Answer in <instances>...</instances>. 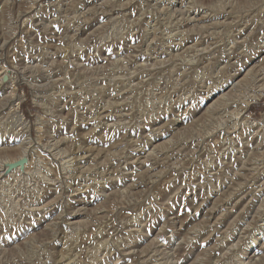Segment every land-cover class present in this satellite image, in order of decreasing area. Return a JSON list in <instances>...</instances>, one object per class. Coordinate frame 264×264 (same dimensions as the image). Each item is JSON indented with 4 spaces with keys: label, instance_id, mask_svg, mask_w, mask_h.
<instances>
[{
    "label": "rangeland",
    "instance_id": "374dc122",
    "mask_svg": "<svg viewBox=\"0 0 264 264\" xmlns=\"http://www.w3.org/2000/svg\"><path fill=\"white\" fill-rule=\"evenodd\" d=\"M0 264H264V0H0Z\"/></svg>",
    "mask_w": 264,
    "mask_h": 264
},
{
    "label": "bare ground",
    "instance_id": "6f19581e",
    "mask_svg": "<svg viewBox=\"0 0 264 264\" xmlns=\"http://www.w3.org/2000/svg\"><path fill=\"white\" fill-rule=\"evenodd\" d=\"M66 1V0H65ZM89 1V0H88ZM167 2V1H166ZM68 3V2H67ZM88 3V2H87ZM61 4V3H60ZM57 7V6H56ZM163 7V6H162ZM116 8V7H115ZM200 10V9H199ZM186 11V10H185ZM157 12V11H156ZM197 13V12H196ZM41 14V13H40ZM76 14V13H75ZM85 14V13H84ZM87 14V13H86ZM91 15V14H90ZM118 15V14H117ZM162 16V15H161ZM111 17V16H110ZM39 20V19H38ZM113 20V19H112ZM211 20V19H210ZM30 21V20H29ZM54 21H55V19H54ZM47 22V21H46ZM79 22V21H78ZM156 23V22H155ZM33 24V23H32ZM37 26V25H36ZM146 26V25H145ZM35 28V27H34ZM146 29V28H145ZM74 31V30H73ZM79 31V30H78ZM78 33V32H77ZM140 34V33H139ZM155 36V35H154ZM181 36V35H180ZM139 38V37H138ZM245 39V38H244ZM150 40V39H149ZM175 40V39H174ZM76 41V40H75ZM236 42V41H235ZM80 43V42H79ZM148 45V44H147ZM250 45V44H249ZM135 47V46H134ZM182 47V46H181ZM189 47V46H188ZM205 48V47H204ZM242 48V47H241ZM45 49V48H44ZM182 50V49H181ZM155 51V50H154ZM131 53V52H130ZM173 53V52H172ZM175 53V52H174ZM138 55V54H137ZM168 55V54H167ZM156 57V56H155ZM219 59V58H218ZM82 62V61H81ZM198 64V63H197ZM68 65V64H67ZM158 66V65H157ZM216 67V66H215ZM48 68V67H47ZM206 68V67H205ZM157 69V68H156ZM46 70V69H45ZM183 70H184V68H183ZM60 71V70H59ZM58 71V72H59ZM182 71V70H181ZM48 72V71H47ZM55 72V71H54ZM137 72V71H136ZM184 72V71H183ZM113 74V73H112ZM182 74V73H181ZM49 75V74H48ZM98 75H99V73H98ZM129 75V74H128ZM133 75V74H132ZM106 76V75H105ZM49 77V76H48ZM62 77V76H61ZM107 77V76H106ZM110 77V76H109ZM114 77V76H113ZM133 77V76H132ZM7 78V77H6ZM45 78V77H44ZM101 78V77H100ZM6 80V79H5ZM57 80V79H56ZM233 80V79H232ZM45 81V80H44ZM3 82V81H2ZM106 82V81H105ZM255 83V82H254ZM4 84V83H3ZM71 84V83H70ZM124 84V83H123ZM130 84V83H129ZM250 84V83H249ZM258 84V83H257ZM6 85V84H5ZM132 85V84H131ZM142 85V84H141ZM69 86V85H68ZM98 86V85H97ZM123 86H125V85H123ZM54 87V86H53ZM108 87V86H107ZM225 87V86H224ZM256 87H257V85H256ZM40 88V87H39ZM105 89V88H104ZM129 89V88H128ZM127 89V90H128ZM51 90V89H50ZM71 90V89H70ZM134 90V89H133ZM46 91V90H45ZM74 91V90H73ZM254 91V90H253ZM41 92V91H40ZM14 93V92H13ZM15 94V93H14ZM14 94H13V96H14ZM132 94V93H131ZM54 95V94H53ZM49 96V95H48ZM130 96V95H129ZM13 98H15V97H13ZM86 98V97H85ZM123 98V97H122ZM113 100V99H112ZM180 100V99H179ZM19 101V100H18ZM17 101V102H18ZM13 103V102H12ZM94 103V102H93ZM76 104V103H75ZM15 105V104H14ZM127 106V105H126ZM12 107H14V106H12ZM74 107V106H73ZM78 107V106H77ZM91 107V106H90ZM15 108V107H14ZM13 109V108H12ZM18 109V108H17ZM79 109V108H78ZM103 110V109H102ZM109 110V109H108ZM92 111V110H91ZM17 112H19V109H18V111ZM109 112V111H108ZM229 114V113H228ZM239 114V113H238ZM15 115H18V114H16L15 113ZM81 115V114H80ZM91 115H92V113H91ZM96 115V114H95ZM107 115V114H106ZM158 115V114H157ZM219 115V114H218ZM225 115V114H224ZM94 116V115H93ZM101 116V115H100ZM220 116V115H219ZM124 117V116H123ZM237 117V116H236ZM94 118V117H93ZM129 118V117H128ZM21 120V119H20ZM89 120V119H88ZM234 122V121H233ZM236 123V122H235ZM233 124V123H232ZM246 124V123H245ZM139 125V124H138ZM234 125V124H233ZM228 126V125H227ZM142 127V126H141ZM241 127V126H240ZM95 129V128H94ZM235 129V128H234ZM74 134V133H73ZM21 135V134H20ZM67 135V134H66ZM20 137V136H19ZM222 139V138H221ZM256 139V138H255ZM181 140V139H180ZM243 140V139H242ZM241 140V141H242ZM233 142V141H232ZM231 142V143H232ZM236 142V141H235ZM183 145V144H182ZM24 146V145H23ZM179 147V146H178ZM144 148V147H143ZM190 148V147H189ZM25 149V148H24ZM27 150V149H26ZM137 150V149H136ZM240 150V149H239ZM178 152H180V151H178ZM59 153V152H58ZM25 155V152H23V154H21L19 157H18V159H17V161H19V162H22L23 161V156ZM231 156V155H230ZM54 157V156H53ZM68 157V156H67ZM240 157V156H239ZM16 161V160H15ZM248 162V161H247ZM16 165H17V163H16ZM23 165V164H22ZM68 165H70V164H68ZM156 165V164H155ZM246 165V164H245ZM14 166H15V164H14ZM24 166V165H23ZM235 166V165H234ZM16 167H18V165L16 166ZM64 167V166H63ZM233 167V166H232ZM19 168V167H18ZM100 168V167H99ZM16 170V169H15ZM17 171V170H16ZM19 171V170H18ZM28 171H30L29 170V168H28ZM73 171V170H72ZM206 173H208V172H206ZM71 175H72V173H71ZM96 175V174H95ZM90 177V176H89ZM187 177V176H186ZM84 178V177H83ZM195 178V177H194ZM6 179V178H5ZM2 181V180H1ZM237 181V180H236ZM9 182V181H8ZM89 182V181H88ZM95 183V182H94ZM89 184V183H88ZM67 185V184H66ZM90 185V184H89ZM215 186V185H214ZM251 188V187H250ZM215 189V188H214ZM79 191V190H78ZM94 191V190H93ZM242 195V194H241ZM226 199V198H225ZM85 202V201H84ZM39 203V202H38ZM34 204V203H33ZM226 207V206H225ZM77 208V207H76ZM28 209V208H27ZM40 209V208H39ZM231 209V208H230ZM46 211V210H45ZM40 212V211H39ZM228 212V211H227ZM205 218V217H204ZM140 220V219H139ZM132 222V221H131ZM139 223V222H138ZM77 224V223H76ZM79 231V230H78ZM227 231V230H226ZM258 231V230H257ZM71 232V231H70ZM236 232V231H235ZM127 233H128V231H127ZM111 235V234H110ZM70 237V236H69ZM75 238V237H74ZM127 238V237H126ZM121 240V239H120ZM121 241H123V240H121ZM226 242V241H225ZM101 243V242H100ZM229 243V242H228ZM232 243V242H231ZM120 244H121V242H120ZM224 244V243H223ZM131 245V244H130ZM126 246V245H125ZM225 248V247H224ZM94 250V249H93ZM99 250V249H98ZM97 251V250H96ZM67 254V253H66ZM117 254V253H116ZM75 256V255H74ZM97 258V257H96ZM97 259H99V258H97Z\"/></svg>",
    "mask_w": 264,
    "mask_h": 264
}]
</instances>
